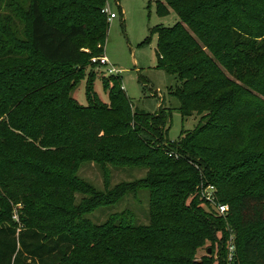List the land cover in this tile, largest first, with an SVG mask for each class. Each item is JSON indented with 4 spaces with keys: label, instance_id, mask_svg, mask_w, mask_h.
<instances>
[{
    "label": "trees",
    "instance_id": "trees-1",
    "mask_svg": "<svg viewBox=\"0 0 264 264\" xmlns=\"http://www.w3.org/2000/svg\"><path fill=\"white\" fill-rule=\"evenodd\" d=\"M13 3V15L26 21L27 38L16 40L15 20L3 17L0 264H90L91 256L93 264H205L193 258L205 241L218 244L220 264H264V174L256 167L264 153L244 155L261 138L252 135L258 123L246 120L264 117V103L245 96L246 86L230 81L217 65L234 70L247 66L254 52L264 53V2L156 1L158 11L172 9L178 18L155 27L156 66L176 80L168 92L179 101L181 118L196 113L201 119L174 141L167 137L172 107L139 110L120 75L94 69L91 57L103 53L109 28L106 0ZM99 75L108 103L93 88ZM253 75L250 85H264V67ZM244 76L239 79L248 84ZM84 78L82 105L72 91ZM244 136L238 157L218 159L213 142L236 144ZM85 162L137 166L146 173L98 190L77 175ZM207 185L215 186L217 203H228L225 216L203 209L208 202L199 192ZM140 189L148 191L147 224L127 221V211L102 224L85 217ZM74 191L82 194L75 204ZM10 201L28 205L20 223L11 218ZM226 224L236 235L244 231L229 263L223 254Z\"/></svg>",
    "mask_w": 264,
    "mask_h": 264
},
{
    "label": "rangeland",
    "instance_id": "rangeland-1",
    "mask_svg": "<svg viewBox=\"0 0 264 264\" xmlns=\"http://www.w3.org/2000/svg\"><path fill=\"white\" fill-rule=\"evenodd\" d=\"M12 0H0V25L3 23L4 16H12L15 20L12 26V31L16 37L19 39L27 38V34L24 35V29L26 27V21L21 20V14L16 16L13 15V4L10 5ZM19 4H26L27 0H16ZM157 0H106L105 7L108 11L115 13V17L109 20V28L107 31L106 42L104 45L103 53L108 59L109 65H95L94 69L100 70L104 75H108V69L114 67L116 72L113 74H118L121 77V85L125 91L128 98H130L134 107L139 110L146 112H153L157 110L158 106L162 103V106L172 107V115L170 120V127L167 132L168 139L174 141L178 139L180 131L182 129H193L198 123L201 122L200 114L193 113L184 119L181 118L180 113L177 110L179 101L172 95L169 94V86H174L176 80L173 76L167 74L161 68L156 66V54L155 46L157 42V34L155 27L157 25L171 26L177 20V15L172 9H169L166 13H161L157 9ZM264 2L263 0H259ZM12 33V34H13ZM5 39L11 42V33L4 32ZM18 40V39H16ZM17 42H12V44ZM92 58V57H91ZM249 64L247 66L239 65L235 69L227 70L222 66L221 62L217 65L222 73L227 76V78L236 83V85L246 86L247 92L244 93L245 96H250L252 99L264 103V85L258 84L255 86L250 85V76L253 77L259 69L264 67V53L261 51L254 52L252 56L248 57ZM111 65V66H110ZM3 69V64L0 62V71ZM237 71L239 74H237ZM245 74L244 80L248 83H244L240 80L239 75ZM248 77V80H246ZM85 83L86 79H81L77 86L72 91V96L79 102V104H86L85 99ZM95 92L97 93L99 99L103 103H108L109 99L106 92L103 90L102 82L99 77L94 81L93 86ZM163 98V100H162ZM263 114V113H262ZM261 114L259 118L251 117L247 119V124L258 123L256 129L252 132L253 137L260 135V139L255 141V146L252 149H248L244 155L247 157L251 153L262 154L264 153V117ZM246 126L243 128L245 131ZM236 144L225 145L220 141L213 142L212 147L215 153L219 156L218 159L226 157V161H230L233 158L238 157V149L242 147V144L247 143V137L244 136L243 140ZM235 151V152H233ZM237 155V156H236ZM263 157L257 159L258 166L264 174V154ZM243 156L239 157L241 160ZM238 160H235L238 161ZM146 173V169L137 166L129 165H115L112 163H106L105 167L93 163L85 162L80 165L77 175L80 180L93 185L98 190L111 189L114 185L119 182L132 181L143 177ZM253 181L252 177L246 179L241 187L249 185ZM222 182V181H221ZM225 183V182H224ZM262 183V182H261ZM260 184V183H259ZM214 186V185H213ZM215 191V186L206 187L204 192ZM202 190L199 192L200 197L207 201L208 203H202V207L205 212L209 209L216 210V195L210 197V201L204 196ZM233 192V191H230ZM71 203H78L82 198V194L74 191L71 194ZM11 204V218L20 223L22 220V215H25V205L24 202ZM221 204V203H220ZM226 204L228 207V203ZM148 191L146 189H140L136 194L127 193L119 201L111 204H103L91 212L87 213V217L94 224H102L106 222L111 216L119 215L121 212H129L132 216H127V221H131L134 224H147L148 223ZM30 209V208H29ZM27 214V211H26ZM226 215V214H225ZM224 215V216H225ZM228 228L227 239L224 244L223 254H226V260L231 262L233 256L235 255L236 244L239 241L244 231H241L236 235ZM251 230H258L261 227H251ZM136 237V236H135ZM105 247V242L102 243ZM223 245V244H222ZM139 247L142 244L138 245ZM210 249L208 253L207 250ZM80 259L85 258L80 250H77ZM221 250H219L218 244L214 245L208 241L203 244L198 245L195 249L193 258L201 259L205 264H220L221 260ZM223 259V258H222ZM90 264H93L95 259L91 256L87 258ZM237 264H243L239 261Z\"/></svg>",
    "mask_w": 264,
    "mask_h": 264
},
{
    "label": "built area",
    "instance_id": "built-area-1",
    "mask_svg": "<svg viewBox=\"0 0 264 264\" xmlns=\"http://www.w3.org/2000/svg\"><path fill=\"white\" fill-rule=\"evenodd\" d=\"M106 14H107V16H108V19L109 20H111L112 18H114L116 15H115V13H113V12H110V11H108V9L106 8V7H104V10H103ZM91 61L93 62V63H95V64H97V65H109V62H108V59L106 58V56H104V55H102V56H98V57H92L91 58ZM111 66V65H110ZM114 72H116V70L114 69V67H110V69H108V73H114ZM206 187H214L213 185H207ZM206 187L205 188H203V190H202V192H204V190L206 189ZM203 196L207 199V200H209L210 201V197H214V199H215V196H214V190L213 191H208V192H204L203 193ZM216 210V212L219 214V215H225L226 214V212H227V210H228V207H227V205L226 204H220V203H218L217 205H216V208H215Z\"/></svg>",
    "mask_w": 264,
    "mask_h": 264
},
{
    "label": "water",
    "instance_id": "water-1",
    "mask_svg": "<svg viewBox=\"0 0 264 264\" xmlns=\"http://www.w3.org/2000/svg\"><path fill=\"white\" fill-rule=\"evenodd\" d=\"M207 252L209 253L210 252V249H208ZM194 261L197 262V263H200L201 262V259H194Z\"/></svg>",
    "mask_w": 264,
    "mask_h": 264
}]
</instances>
